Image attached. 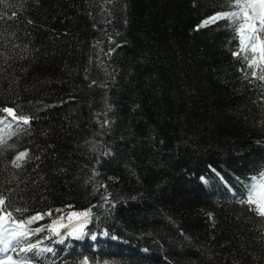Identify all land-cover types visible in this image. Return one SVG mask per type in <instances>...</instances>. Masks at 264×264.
Here are the masks:
<instances>
[{"label": "trees", "instance_id": "obj_1", "mask_svg": "<svg viewBox=\"0 0 264 264\" xmlns=\"http://www.w3.org/2000/svg\"><path fill=\"white\" fill-rule=\"evenodd\" d=\"M235 10L234 0L0 3V109L30 119L0 111V196L50 225L73 212L79 225L148 239L168 253L162 264H264V219L166 194L207 165L248 172L261 158L264 62L234 55L228 19L200 27ZM148 201L167 216L160 226L140 214Z\"/></svg>", "mask_w": 264, "mask_h": 264}, {"label": "snow or ice", "instance_id": "obj_2", "mask_svg": "<svg viewBox=\"0 0 264 264\" xmlns=\"http://www.w3.org/2000/svg\"><path fill=\"white\" fill-rule=\"evenodd\" d=\"M7 0H0V3H6ZM235 7L238 9L237 11H230L228 13H221L214 15L208 19H206L200 27L207 26L209 24L215 23L219 19H228L229 21L235 22L237 19H242V23L239 25V28L237 29L238 32L244 30L246 27L250 28L251 32L259 33L261 31H264V0H256L255 3L249 2V0H234ZM2 16V14H0ZM257 20L260 22V26L254 27ZM250 44H245V37H241V51H244L245 48L252 46L256 41H258V36H252L249 34L247 37ZM262 50H264V43L261 44ZM238 53H234L236 55ZM247 59V57H245ZM255 63V59L253 58L252 61H250L251 64ZM252 75H255V72L252 73ZM261 79H264V75L260 77ZM0 111H3L8 114V116L13 117V119L17 121H22L24 125H28L30 123V119L28 117H17L15 115V112L11 108H4L0 109ZM7 117L0 119V124L6 123ZM105 123H107L105 121ZM17 127H20V124H17ZM28 156V152L24 151L19 153L15 160L13 161V164L15 167L19 168L21 166V161H23ZM203 180V177H201ZM256 189V184H253L250 188L249 197L246 201L247 203L256 204V208H254V211H258L259 215L264 216V204L258 203L257 201L253 200V193ZM105 201L107 202V197H105ZM245 202V201H242ZM5 204V201L2 197H0V212L6 213V214H0V264H20L21 261H27L29 258L19 257L18 259H13L12 255L9 254V250L15 251L16 247H19L21 252L30 251L32 248H38L39 245L37 243H28L25 244V241L29 240V237L36 232H39L40 229L35 230H29L27 228V225L32 224L35 220L41 219L40 216H34L26 221L21 222H15L12 221L9 223L10 220H12V214L11 212H6V209L3 208ZM114 206V205H113ZM87 215V214H83ZM52 232L59 235V232L56 230L55 227L51 229ZM71 234V233H69ZM95 238V237H93ZM62 242V240H61ZM40 252H50L52 249L50 248H40Z\"/></svg>", "mask_w": 264, "mask_h": 264}, {"label": "rangeland", "instance_id": "obj_3", "mask_svg": "<svg viewBox=\"0 0 264 264\" xmlns=\"http://www.w3.org/2000/svg\"><path fill=\"white\" fill-rule=\"evenodd\" d=\"M255 2H256V0H255ZM257 21H259V20H257ZM259 24H260V22H258ZM243 36H247V32H243ZM252 36H259V38H258V41H256L254 44H252V46H250V47H247V48H245L244 49V53H246V52H251V53H253V54H256V53H259L260 52V47H261V44L262 43H264V31H261V32H259V33H256V32H252ZM241 37H242V35L240 34V38H239V43H240V45H241ZM251 42L250 41H245V44L247 45V44H250ZM241 48H242V45H241ZM255 59V62H256V58H254ZM211 154V153H210ZM213 157V156H212ZM176 187V188H175ZM175 187H172L171 188V190H169L166 194H167V196L169 195V196H175L176 195V197H179V198H183V200H185L186 201V199H188L189 198V196H191V194L194 192L193 191V188H188L186 185H185V187L184 186H182V185H179L178 187L177 186H175ZM187 196V197H186ZM175 197V198H176ZM175 202H176V204H177V202H179V201H177L176 199H173ZM145 203V202H144ZM180 203V202H179ZM178 203V204H179ZM134 204V203H133ZM133 204H131V205H133ZM136 204H138V202H135V205ZM139 205V204H138ZM129 208H130V210L131 211H133V213H134V211H135V209H134V207H132V206H129ZM139 209H140V211H142L140 214L141 215H143V216H145L146 217V219H147V224H149V226H155V225H157V226H160V224L159 223H157V219H162L163 221L166 219L167 220V216H166V214L163 212V211H161L160 210V208H158L157 206H156V204H153V202H146L145 204H144V206L143 207H139ZM142 209V210H141ZM129 210V211H130ZM122 214V213H121ZM135 214H137V213H135ZM163 227V226H162ZM130 232V231H129ZM178 253L180 254V255H184V256H187L188 255V252L185 250V248H181L180 250L178 249ZM178 254V255H179ZM194 257H196V258H203L199 253H197L196 255H194Z\"/></svg>", "mask_w": 264, "mask_h": 264}]
</instances>
